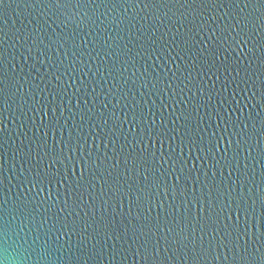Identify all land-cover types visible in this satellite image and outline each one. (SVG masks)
<instances>
[{"label":"water","instance_id":"95a60500","mask_svg":"<svg viewBox=\"0 0 264 264\" xmlns=\"http://www.w3.org/2000/svg\"><path fill=\"white\" fill-rule=\"evenodd\" d=\"M262 198L264 0L0 4V259L260 264Z\"/></svg>","mask_w":264,"mask_h":264},{"label":"snow or ice","instance_id":"6c2138e0","mask_svg":"<svg viewBox=\"0 0 264 264\" xmlns=\"http://www.w3.org/2000/svg\"><path fill=\"white\" fill-rule=\"evenodd\" d=\"M44 2L47 3L48 6L55 5L57 7H60L61 4H62V0H44ZM3 3H4V0H0V4H3ZM238 26H239V21H237V24H236V26H234L233 30H235V27H238ZM237 35H239V33H237ZM242 39L243 38L241 37V40ZM232 40L235 41L237 43V45H240V43H241V41L237 40L235 36L232 37ZM244 43L246 44L247 41H244ZM49 167H51V165H49ZM114 167H115V165H114ZM81 175H83V169H81ZM165 186H167V185L165 184ZM261 206H262V208H264V198H262V200H261ZM225 228H227V224H225ZM247 234H248V230L247 229H245L243 234H241L239 232V230H236L235 237H234V240H233V239L230 238L231 234L226 232L225 236L221 237V241H220V245L219 246L228 248V250L232 251L234 248L240 247V244H239L240 240L243 239L244 236H247ZM225 239L228 240L227 244L223 243V241ZM165 242L167 243V241H165ZM244 243H245V245H247L248 241L245 240ZM157 245H159V241L158 240L156 241V245H153L150 248L148 246L147 239H145L144 243L141 244L140 248H136L135 249V253L138 254V255H142L143 258L146 261H151V264H157V262L160 260V253H161V249L159 247H157ZM129 247L131 248L132 245H129ZM201 250L202 251L214 250L212 241L208 242L207 249H204L203 243H201ZM167 251H168V249H165L164 250V254L167 253ZM245 251H247L246 247H245ZM165 256H167V255H165ZM241 258L243 259V257H241ZM260 264H264V255L261 256Z\"/></svg>","mask_w":264,"mask_h":264},{"label":"clouds","instance_id":"9594fccd","mask_svg":"<svg viewBox=\"0 0 264 264\" xmlns=\"http://www.w3.org/2000/svg\"><path fill=\"white\" fill-rule=\"evenodd\" d=\"M18 235L19 234H17V236ZM13 244H15L16 247L20 249V251L17 252L14 249L12 252H8L6 249V255L3 259H0V264H32L31 252L24 246L27 244V240L25 239L23 244H21L19 240H16L13 241ZM25 253H27V255Z\"/></svg>","mask_w":264,"mask_h":264}]
</instances>
